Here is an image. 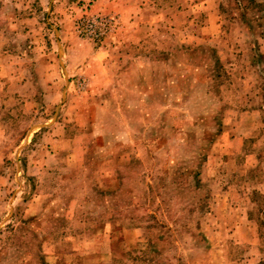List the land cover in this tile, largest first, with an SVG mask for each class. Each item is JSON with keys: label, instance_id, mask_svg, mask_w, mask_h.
<instances>
[{"label": "rangeland", "instance_id": "rangeland-1", "mask_svg": "<svg viewBox=\"0 0 264 264\" xmlns=\"http://www.w3.org/2000/svg\"><path fill=\"white\" fill-rule=\"evenodd\" d=\"M0 264H264V0H0Z\"/></svg>", "mask_w": 264, "mask_h": 264}]
</instances>
